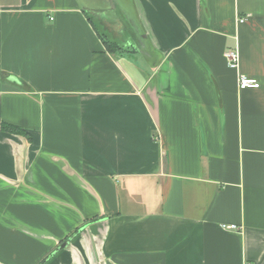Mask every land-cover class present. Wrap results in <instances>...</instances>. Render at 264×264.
Here are the masks:
<instances>
[{"label": "crops", "instance_id": "obj_1", "mask_svg": "<svg viewBox=\"0 0 264 264\" xmlns=\"http://www.w3.org/2000/svg\"><path fill=\"white\" fill-rule=\"evenodd\" d=\"M125 2L0 0V264H264V0Z\"/></svg>", "mask_w": 264, "mask_h": 264}, {"label": "water", "instance_id": "obj_2", "mask_svg": "<svg viewBox=\"0 0 264 264\" xmlns=\"http://www.w3.org/2000/svg\"><path fill=\"white\" fill-rule=\"evenodd\" d=\"M79 6L82 8L83 11L87 12H99L105 13L109 12V10L120 9L123 14L126 15V20L131 24L134 25V21L130 20L129 13L130 7L126 4L125 0H76ZM136 25V23H135ZM136 31V27H133ZM67 246V243H62L58 250Z\"/></svg>", "mask_w": 264, "mask_h": 264}, {"label": "built area", "instance_id": "obj_3", "mask_svg": "<svg viewBox=\"0 0 264 264\" xmlns=\"http://www.w3.org/2000/svg\"><path fill=\"white\" fill-rule=\"evenodd\" d=\"M224 58L227 61V65L230 69L236 70L238 68L239 59L236 51H226L224 53ZM237 88H239V90L254 89V88H258V83L255 79L253 80L248 78L244 74H239L237 79ZM222 228L226 230L235 229L233 225L222 226Z\"/></svg>", "mask_w": 264, "mask_h": 264}, {"label": "rangeland", "instance_id": "obj_4", "mask_svg": "<svg viewBox=\"0 0 264 264\" xmlns=\"http://www.w3.org/2000/svg\"><path fill=\"white\" fill-rule=\"evenodd\" d=\"M96 30L98 31V33H99L100 35H103V36L105 35V36L107 37L106 39H108V41L113 40L112 35L109 34V32H105V31L103 30L102 26H101L99 23L96 24ZM114 40H115V39H114Z\"/></svg>", "mask_w": 264, "mask_h": 264}, {"label": "trees", "instance_id": "obj_5", "mask_svg": "<svg viewBox=\"0 0 264 264\" xmlns=\"http://www.w3.org/2000/svg\"><path fill=\"white\" fill-rule=\"evenodd\" d=\"M103 43L106 45V48H107V50H109V51H112V50H113L112 47L115 46L114 43H106V42H103ZM3 128H4V127H3ZM4 129H6V128H4ZM10 130H12V131H16L18 134H21V130H18V129H15V128L10 129Z\"/></svg>", "mask_w": 264, "mask_h": 264}]
</instances>
